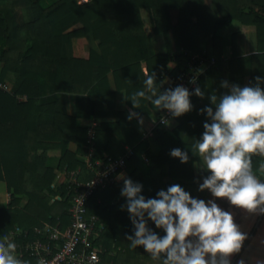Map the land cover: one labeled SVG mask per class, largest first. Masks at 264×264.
Instances as JSON below:
<instances>
[{"label":"trees","instance_id":"trees-1","mask_svg":"<svg viewBox=\"0 0 264 264\" xmlns=\"http://www.w3.org/2000/svg\"><path fill=\"white\" fill-rule=\"evenodd\" d=\"M19 9H27L30 19L17 20ZM170 9L177 10L175 23L169 22ZM231 22L254 27L255 52L248 57L246 75L235 72L241 70L243 62L238 32L229 35L230 57L226 61L221 57L218 32ZM75 23L81 27L68 30ZM87 34L97 51L89 50L85 59L74 57L71 39ZM182 52L203 54L212 58L213 64L198 74L189 99L191 109L178 116L191 121L194 134L176 140L159 127L154 128L151 133L159 150L148 156L147 173L133 169L126 175L142 186L140 195L146 200L158 199L152 182L160 179L165 169L172 181L162 183L160 190L178 184L191 197L203 200L199 185L210 171L202 164L196 145L205 131L204 124L210 120L207 109L213 112L228 95L229 82L232 87L258 86L264 90V0L0 1V81L5 72L19 78L9 92L0 91V240L14 228L25 231V237L31 239L33 228L56 222L61 229L66 225L70 192L66 182L52 185L55 173L77 170V180L91 176L84 162L66 148L71 141L76 153H86L85 128L77 124L76 116H91L97 122L92 159L116 158L125 153L126 145L130 152L126 162L135 165L139 161L146 153V142L114 109L107 74L114 89L123 90L125 104L142 116L157 93L173 89L161 82L176 75L178 69L167 71L166 63L174 57L182 64ZM43 61L49 68L50 91L76 95L75 115L64 111L56 95H44ZM149 77L151 85L146 83ZM204 84L205 92L196 95L195 89H202ZM196 110L201 114L197 115ZM177 128L173 129L175 135ZM174 148L187 154L186 162L170 155ZM249 156L252 174L264 177V170L259 168L264 154ZM98 191L87 200L88 213L98 214L102 208L95 202ZM22 198L25 202L20 206ZM144 220L151 232L166 234L147 211ZM127 221L130 225L126 227L105 223L100 239L109 236L119 244L120 238L135 231L132 220ZM133 252L151 255L142 245ZM17 264H33V260L21 255Z\"/></svg>","mask_w":264,"mask_h":264},{"label":"clouds","instance_id":"clouds-1","mask_svg":"<svg viewBox=\"0 0 264 264\" xmlns=\"http://www.w3.org/2000/svg\"><path fill=\"white\" fill-rule=\"evenodd\" d=\"M152 82L151 77L146 80L148 85ZM195 93L202 95L199 88ZM189 95L187 89L177 86L154 103L159 106L163 102L174 116H179L191 109ZM207 114L212 123L204 124L205 131L196 147L206 154L204 161L210 175L204 178L199 190L208 189L214 197L226 198L231 205L249 213L264 214V182L252 174L249 156L256 152L264 154V90L258 86H233L231 94L222 97L215 113L208 108ZM170 155L182 163L188 159L179 148L172 149ZM141 188L140 184L125 179L121 190L135 226L134 238L128 237L131 247L142 245L153 258L166 251L165 264H231L230 257L240 251L246 234L239 230L230 212L214 200L206 202L191 197L178 184L158 191V199L146 200L140 195ZM145 211L157 227L164 229L163 237L146 228ZM187 237H195V243ZM206 254H210L207 260ZM0 264H17L6 256L2 245Z\"/></svg>","mask_w":264,"mask_h":264},{"label":"crops","instance_id":"crops-1","mask_svg":"<svg viewBox=\"0 0 264 264\" xmlns=\"http://www.w3.org/2000/svg\"><path fill=\"white\" fill-rule=\"evenodd\" d=\"M232 32H238L240 36V46L239 52L243 58L241 65V70L237 68L235 72H241V74L246 75L249 71V60L248 57L251 53L255 52V36L254 27L248 25H242L237 22H231L228 26L223 27L219 30L218 35L221 37L222 41V53L221 57L226 61L230 57V46H229V35ZM89 50L97 51L95 42L89 36V34L82 37H74L71 39V53L74 57L87 58ZM180 61L177 58L172 57L166 63L167 71L177 70L180 67ZM207 67L202 66L201 72L206 70ZM108 89L113 92V107L115 110L121 112L123 118L129 123V125L135 130V132L146 142L147 148L146 153L142 154L139 161L135 165L127 163L121 169V171L115 176L114 181L111 185L103 188L96 193L95 202L100 203L102 208L98 210V214L93 212L89 213L94 215L96 219V224L94 227V246L99 249V255L103 258L104 264H165L167 260V252H162L157 258H153L152 254L147 255L139 252H133L135 248L131 247V240L128 239L129 236L134 238L135 231L131 234L125 235L120 238V243H115L113 239L109 236L107 239H100L101 231L103 230L104 224H124V227L129 226L130 213L127 211V198L121 195V190L124 186V180L127 179L126 175L130 173L133 169L138 170L140 173L145 175L147 173L148 166V156L155 155L159 146L153 140L152 130L156 127L166 131L173 139L178 137L185 139L191 136L195 132V126L190 120L181 116H174L165 126H156L155 119L156 114H154L149 108L146 113L142 116H137L124 102V92L123 90H115L111 75L107 74ZM168 79L165 77L161 84L164 86L168 85ZM207 88L204 84L200 92L203 94ZM204 91V92H203ZM228 95L232 92V84L229 82L227 85ZM54 96L60 99L62 107L67 114L75 115L77 109L76 95L73 93L63 92H45L44 95ZM201 102V101H200ZM199 104V103H198ZM201 105V104H200ZM216 109L213 111L215 113ZM197 115H200V111H195ZM77 124L82 127H87L91 122H96L91 116H76L75 118ZM212 123V118L210 117L209 124ZM97 124V122H96ZM182 126L181 129L176 126ZM177 128L178 134H173V129ZM66 148L75 154V158L85 163V156L75 152V144L69 141L66 144ZM125 150H129L126 145H124ZM197 151L201 157L202 164H205L204 157L202 153ZM101 160V159H97ZM258 181L264 182V177H258L253 174ZM67 181V176L63 171H58L55 173L52 185L63 184ZM172 181L171 178L165 174L158 180L152 182V186L155 190H160V185L162 183ZM135 183V181H132ZM204 180L201 181V184ZM203 200L206 202L208 200H214L220 208L225 211L230 212L233 215L234 222L239 226V230L246 234V239L243 241L242 247L238 253H233L230 257L231 264H264V214L259 223L255 226V221L257 220V215L259 213H249L247 210L242 209L238 206L231 205L226 198L214 197L208 189L201 191ZM25 202V198H22L19 205L22 206ZM174 215V214H173ZM133 224V223H132ZM135 228V226L133 225ZM158 237H163V235H158ZM187 240H192L195 243V237H187ZM3 240V239H2ZM1 241V240H0ZM175 243V241H174ZM210 254L205 255L207 260ZM171 264V262H170Z\"/></svg>","mask_w":264,"mask_h":264},{"label":"built area","instance_id":"built-area-1","mask_svg":"<svg viewBox=\"0 0 264 264\" xmlns=\"http://www.w3.org/2000/svg\"><path fill=\"white\" fill-rule=\"evenodd\" d=\"M182 64L176 75L167 77L168 85L182 86L191 92L196 84L202 66L213 64L212 58L203 54L182 52ZM0 91L9 92L8 86L0 81ZM174 115L172 111L163 107L156 114L155 125L165 126ZM96 122L85 127V167L91 176L85 180H77V170L63 171L67 176V189L70 192L67 212V223L61 229L58 223L45 224L40 228H33V237L27 239L25 231L17 228L10 235L0 241L6 256L18 262L21 255L33 260V264H103L99 249L94 246V227L96 219L86 210L88 198L97 190L110 185L119 170H121L129 156V150L116 158L92 159L93 138ZM264 170V160L259 166ZM20 237V240H16ZM12 245L14 247H9Z\"/></svg>","mask_w":264,"mask_h":264},{"label":"rangeland","instance_id":"rangeland-1","mask_svg":"<svg viewBox=\"0 0 264 264\" xmlns=\"http://www.w3.org/2000/svg\"><path fill=\"white\" fill-rule=\"evenodd\" d=\"M0 1H4V0H0ZM16 15H17V17H16L17 20H20V21H27L30 19V14H29V11L27 9L16 10ZM176 16H177V10L176 9H170L168 11V17H169L170 23H175ZM80 27H81V25L79 23H75L68 30H74V29H78ZM40 64L43 67V69L46 70L45 73L41 74V76L43 78L42 89L45 93V92L50 91V88H51V80L46 73L49 70V68H48V65L44 61L40 62ZM2 82H4L8 86L9 89H11L12 87L16 86V84H18L19 78L11 72H5L3 75V78H2Z\"/></svg>","mask_w":264,"mask_h":264},{"label":"water","instance_id":"water-1","mask_svg":"<svg viewBox=\"0 0 264 264\" xmlns=\"http://www.w3.org/2000/svg\"><path fill=\"white\" fill-rule=\"evenodd\" d=\"M162 95H164L163 93H157L148 103V106H149V109L154 113V114H158L161 109L164 107L163 106V102L158 106L154 103L155 100H158ZM258 219L255 221V226L257 225L258 223Z\"/></svg>","mask_w":264,"mask_h":264},{"label":"flooded vegetation","instance_id":"flooded-vegetation-1","mask_svg":"<svg viewBox=\"0 0 264 264\" xmlns=\"http://www.w3.org/2000/svg\"><path fill=\"white\" fill-rule=\"evenodd\" d=\"M257 218H259V219H258V223H259V221H260L261 218H262V214L259 213V214L257 215ZM258 223H257V224H258Z\"/></svg>","mask_w":264,"mask_h":264}]
</instances>
